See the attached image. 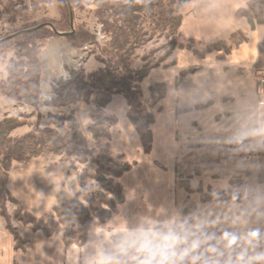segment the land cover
I'll return each instance as SVG.
<instances>
[{"label":"crops","instance_id":"0c3cea01","mask_svg":"<svg viewBox=\"0 0 264 264\" xmlns=\"http://www.w3.org/2000/svg\"><path fill=\"white\" fill-rule=\"evenodd\" d=\"M250 1L194 0L182 12L180 31L203 46L220 39L229 43L236 30L249 34L247 19L239 18L237 11ZM247 45L234 48L232 54ZM178 50L184 48L173 52L169 67L153 69L141 83L145 98L149 97L150 85L167 84L166 97L150 109L155 116L150 153L145 152L141 137L128 117L126 98L116 95L106 108L118 118L110 131L112 148L134 165L119 178L125 200L119 205L118 213L107 222H95L85 230L74 264H81L97 250L103 236L124 224L134 225L142 218L195 213L213 222L211 231L243 234L256 227L264 230V183L258 179L264 155L249 156L251 150L264 148V101L257 92L261 76L256 83L254 62L234 67L229 62L232 54L222 60L216 50L201 59L194 54L198 62L190 66L202 67L178 82L181 72L190 68L180 63ZM250 90L251 95L247 96ZM199 105L204 107L198 108ZM239 172L249 173L242 204L234 198L202 200L209 189L215 196L228 189L229 180ZM177 174L193 175L191 184L195 191L188 193L180 186ZM218 180H227L229 186L221 187ZM199 187L203 192L198 191ZM79 232L80 229L75 243L66 248L67 254L81 239ZM15 254L12 247L9 257L14 259ZM37 254L40 257L43 252Z\"/></svg>","mask_w":264,"mask_h":264},{"label":"trees","instance_id":"16d2710c","mask_svg":"<svg viewBox=\"0 0 264 264\" xmlns=\"http://www.w3.org/2000/svg\"><path fill=\"white\" fill-rule=\"evenodd\" d=\"M74 8L85 9L86 5H94V15L102 24L104 32L109 36L108 42L97 59L104 64L87 74L85 70H70L72 78L66 82H59L58 105H70L78 102H90L94 97L95 104L100 110L111 102L114 94H123L127 100L129 110L128 117L135 125L146 153H150L153 146V132L151 125L155 116L150 110L158 105L167 93L165 83H155L150 86V98H145L141 90L142 81L149 75L150 71L158 66L157 63H146L143 67L133 66V56L136 49L144 45L151 37L149 32L162 31L170 37V54L177 48H187L199 58H204L207 53L219 50V43L196 47L201 44L195 39H189L180 31V25L184 14L180 12L187 2L192 0H70ZM65 3L68 4L67 0ZM20 10L15 8L13 0H0V21L5 15L9 16V22L17 23V15ZM264 0H251L237 11L238 17H246L252 27L264 23ZM21 14V13H20ZM70 19V11L68 6ZM65 21L54 24L60 32H69L70 20L66 19L67 12L63 13ZM258 17L257 22L254 21ZM149 23L150 31L145 28ZM25 25L18 30L34 27ZM58 35L50 26H44L34 31L16 35L10 39L0 42V47L5 46L14 50L16 57L9 61L5 75L0 79V92L15 101L35 105L41 95V82L43 75V63L39 57L40 45L37 38ZM61 36V35H60ZM67 41L72 42L76 47L82 46L88 41H94L95 37L84 30L83 26L76 30L73 35L65 36ZM232 44H240L246 40V36L239 32L231 35ZM228 52V48L224 49ZM169 55V54H168ZM191 72L184 70L178 76L177 81ZM203 108L204 105L197 106ZM67 132L62 135L57 130L50 128L36 127L24 136L13 138L10 136L12 129L19 124L16 120L8 119L0 126V206L1 215L5 217L7 227L13 236L15 251H25L24 239L21 238L18 230L11 224L10 216L5 212L7 198L17 203V198L12 196L8 188L9 171L14 161L30 162L35 157L52 152L55 154L66 152L70 159L88 151V138L77 124L75 117L68 118ZM93 123L89 126L93 136L110 138V129L118 123V118L111 115L100 116L93 113ZM103 120V122H101ZM103 124V125H101ZM264 155V148L254 149L249 152L250 157ZM123 156V155H122ZM123 160V159H122ZM98 168L95 172H86L99 183L108 194L93 191L88 185L80 181V191L70 198L65 204L53 207L54 214L37 216L27 210L21 203L15 211V216L25 224H30L34 231H41L46 236H52L57 230L63 228V241L69 246L76 240L78 229L74 217L81 228L87 229L96 220L107 222L112 216L118 213V205L125 200L123 187L119 178L125 171L133 167V163L120 159L117 156L105 155L95 158ZM111 164H106V163ZM177 182L184 187L188 193L195 189L192 187L193 175L177 174ZM66 176L69 177V172ZM249 177L248 172H239L229 180L230 187L216 196L205 192L202 200L206 201L213 197L217 199L234 198L239 203L245 199L246 183ZM118 179V180H116ZM259 183H264V165L259 167ZM198 191L203 192L201 187ZM83 196L88 200L87 207L80 201ZM112 196V197H111Z\"/></svg>","mask_w":264,"mask_h":264},{"label":"rangeland","instance_id":"374dc122","mask_svg":"<svg viewBox=\"0 0 264 264\" xmlns=\"http://www.w3.org/2000/svg\"><path fill=\"white\" fill-rule=\"evenodd\" d=\"M65 1L13 0L15 8L20 10L21 14L17 15V23L9 22V16H4L0 21V39L12 34L11 31L18 30L25 25L36 24L35 26H38L45 22H50L54 25L65 21L64 12H67L66 19L69 21V5ZM137 1L143 2L146 0ZM193 2L194 0L187 2L183 8H180V12L186 11L192 6ZM94 10L95 6L91 4L86 5L83 10L73 7L75 33L79 27L83 26L84 30L90 32L95 37L92 42L88 41L82 46L75 47L72 42L67 41L65 36L54 34L50 37L37 38V42L40 45L39 57L43 63V75L41 95L35 105L15 101L0 92V126L8 119L16 120L19 123L10 132L11 137L24 136L36 127L54 129L64 135L69 125L68 118L73 116L77 120L79 129L84 132L89 141L88 151L72 158V160L66 152L58 154L46 152L33 158L30 162H13L9 171L8 188L12 196L17 198V203L7 198L5 212L10 216L11 224L18 230L21 238L24 239L25 251L22 249H20L21 252L15 251L13 236L6 226L5 217L0 214V264H74L73 260L74 258L76 259L78 253L77 248H80L79 245H81V241L84 239L86 230L81 228L76 218L74 217V221L78 231L80 229L79 236L81 239L77 240L74 248L70 249L71 253L68 252L67 254L66 248L71 245L66 246L63 242V228L57 230L52 236H46L41 231H34L30 224H25L16 218L15 211L18 209V204L21 203L27 210L37 216L54 214V206L65 204L80 191V181L88 185L93 191L108 194L97 181L86 176L84 172L87 174L88 172H95L98 168L95 158L100 156L113 155L117 156L120 162L126 160V157L122 153L112 148L111 133L110 138L103 136L95 138L89 128V125L93 123V113H99L101 117L103 115L112 116L106 109L109 103L100 110L95 104L94 97H91L90 102L81 101L76 104L61 106L54 103V101L58 100L59 82L66 83L72 78L71 69L75 71L85 70L88 74L104 66L97 59V56L101 55L100 50L108 42L109 36L104 32L102 24L95 17ZM262 17H264V13L259 18ZM257 18L254 19L255 22L258 20ZM248 25L249 34L240 30L233 32L235 35L240 32L246 36V40L240 44H232L231 36L229 37V43L225 39L217 40L218 42L221 41L218 44L220 49L217 52L220 53L217 57L224 60L228 55L232 54L234 48L248 43L249 45L236 50L229 59V62L234 67L241 63L246 65L249 62H254L257 83L260 76L262 77L264 74V23L252 27L248 21ZM145 28L150 31L149 23L145 24ZM68 31H71V28ZM250 33H252L251 39ZM149 35H151L150 39L140 48L136 49L133 56V66L143 67L148 62L152 64L157 63L158 66L156 68L160 66L169 67L171 63H168V60L172 58L173 52L179 47L170 54L169 46L171 39L169 36H166L165 32L157 31L151 33L150 31ZM202 46V43L196 44V47ZM225 48H228L227 53L224 52ZM15 57L16 54L13 49L5 46L0 47V79L5 75L6 67L11 58ZM177 57L180 63L185 66L198 62L197 56L191 50H187V48L178 50ZM201 67L200 64L190 66L191 72L189 73H196ZM257 92L261 96L260 86H257ZM246 94L247 96L251 95V90ZM116 95L123 94H114L112 100ZM148 98H150V87ZM106 164L111 163L108 161ZM67 172H69V177L66 176ZM218 183L223 188L229 186L227 180H218ZM80 201L85 206H90L88 200L83 196L80 197ZM1 211L2 207L0 206V213ZM98 221L96 220L95 222ZM73 243L75 242L73 241ZM12 247L16 254L19 253L18 255L15 254L14 259L9 257ZM38 252H43V255L39 257ZM81 264H85V261L81 262Z\"/></svg>","mask_w":264,"mask_h":264},{"label":"clouds","instance_id":"9594fccd","mask_svg":"<svg viewBox=\"0 0 264 264\" xmlns=\"http://www.w3.org/2000/svg\"><path fill=\"white\" fill-rule=\"evenodd\" d=\"M198 214L142 218L103 236L85 264H264V230L211 231Z\"/></svg>","mask_w":264,"mask_h":264},{"label":"water","instance_id":"95a60500","mask_svg":"<svg viewBox=\"0 0 264 264\" xmlns=\"http://www.w3.org/2000/svg\"><path fill=\"white\" fill-rule=\"evenodd\" d=\"M67 2H68V5H69V11H70V26H71V31H69V32H60V31H58V30L56 29V27H55L52 23H50V22H45V23H42V24H40V25H38V26H35V27H33V28L24 29V30H20V31H17V32H15V33H12V34H10V35H8V36H6V37L0 39V42L5 41V40H7V39H10V38H12V37H14V36H16V35H19V34H22V33L28 32V31H34V30L39 29V28L44 27V26H50V27L54 30L55 33H57L58 35H61V36H66V35H73V34H75V24H74L75 19H74L73 7H72V5H71V3H70L69 0H67Z\"/></svg>","mask_w":264,"mask_h":264},{"label":"built area","instance_id":"2783aa9c","mask_svg":"<svg viewBox=\"0 0 264 264\" xmlns=\"http://www.w3.org/2000/svg\"><path fill=\"white\" fill-rule=\"evenodd\" d=\"M260 94H261L262 100L264 101V74L260 78Z\"/></svg>","mask_w":264,"mask_h":264}]
</instances>
